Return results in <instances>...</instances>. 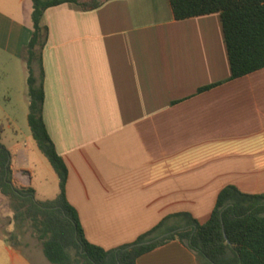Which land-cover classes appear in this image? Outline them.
I'll list each match as a JSON object with an SVG mask.
<instances>
[{
  "label": "crops",
  "instance_id": "obj_1",
  "mask_svg": "<svg viewBox=\"0 0 264 264\" xmlns=\"http://www.w3.org/2000/svg\"><path fill=\"white\" fill-rule=\"evenodd\" d=\"M96 1L88 10L45 9L44 43L31 65L86 239L111 249L161 221L163 234L190 227L183 213L202 224L227 185L264 193V68L230 79L219 13L178 20L169 0ZM31 12L32 0H0L8 127L20 108L29 111ZM11 152L12 182L31 186L27 146ZM8 202L0 193V264H53L41 247L19 249L4 234L13 224ZM136 264L198 263L174 239Z\"/></svg>",
  "mask_w": 264,
  "mask_h": 264
},
{
  "label": "trees",
  "instance_id": "obj_2",
  "mask_svg": "<svg viewBox=\"0 0 264 264\" xmlns=\"http://www.w3.org/2000/svg\"><path fill=\"white\" fill-rule=\"evenodd\" d=\"M169 2L178 20L219 13L230 79L264 68V0ZM62 3H75L84 10L99 5L96 0H32L33 30L23 51L29 71L27 122L33 140L58 175L59 193L53 199L38 201L31 186L15 185L11 153L0 143V193L9 201L16 226L31 229L43 255L53 264H136L141 255L174 239L195 255L198 264H264V193H243L233 185L220 190L209 218L202 224L183 213L190 227L172 228L163 234L161 221L131 243L111 249L86 239L77 212L65 195L67 168L47 133L44 91L42 85L36 84L31 67L38 59L37 48L44 43L46 28L40 24L43 12Z\"/></svg>",
  "mask_w": 264,
  "mask_h": 264
},
{
  "label": "rangeland",
  "instance_id": "obj_3",
  "mask_svg": "<svg viewBox=\"0 0 264 264\" xmlns=\"http://www.w3.org/2000/svg\"><path fill=\"white\" fill-rule=\"evenodd\" d=\"M1 103L8 104L7 101L3 100H1ZM27 114V108H20L16 115L11 117L14 122L10 119L12 126L8 127L9 117L0 112V143L6 147L10 153L18 146H27L29 151V165L32 172L31 187L35 191L34 196L38 201L53 199L59 193V178L52 164L39 150L36 142L33 140L27 122ZM7 205L10 208L9 202ZM9 220V218H6L2 222L5 227ZM11 220L13 222L11 230H5L3 232L13 245L24 250H27V246L30 248L41 247L40 242L32 234L30 228H19L14 223L13 218Z\"/></svg>",
  "mask_w": 264,
  "mask_h": 264
}]
</instances>
